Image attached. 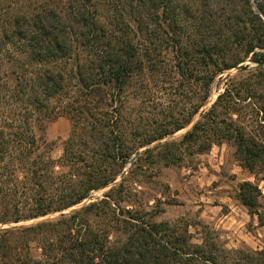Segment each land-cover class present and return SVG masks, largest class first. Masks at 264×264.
I'll return each instance as SVG.
<instances>
[{
    "label": "trees",
    "instance_id": "obj_1",
    "mask_svg": "<svg viewBox=\"0 0 264 264\" xmlns=\"http://www.w3.org/2000/svg\"><path fill=\"white\" fill-rule=\"evenodd\" d=\"M67 4L10 18L0 33V87L16 102L14 115L0 118V224L61 212L107 187L139 147L191 123L217 77L241 64L192 129L162 146L160 159L171 165L182 145L195 155L226 142L240 166L264 181V0H228L208 17L177 0ZM167 75L177 78L179 95L188 89L192 109L147 128L156 122L145 115L150 81ZM134 86L142 107L131 120L124 110ZM61 112L73 130L53 160L45 123ZM125 182L69 215L0 229V264H264V249L226 250L211 237L195 242L188 226L121 207ZM237 199L264 226L259 184L240 183ZM46 232L54 237H40L42 259L24 252L29 238Z\"/></svg>",
    "mask_w": 264,
    "mask_h": 264
},
{
    "label": "rangeland",
    "instance_id": "obj_2",
    "mask_svg": "<svg viewBox=\"0 0 264 264\" xmlns=\"http://www.w3.org/2000/svg\"><path fill=\"white\" fill-rule=\"evenodd\" d=\"M177 1L188 4L193 10L203 9L202 14L207 17L211 13L210 9H215L214 13H216L223 11L228 5L225 4L228 0ZM67 2L68 0H0V33L8 31L7 23L10 18L35 14L47 5L64 11L68 7ZM241 65L217 77L209 100L184 129L139 147L135 151V153L140 151L139 156L131 163L135 153L132 155L122 173L113 183L93 191L90 197L71 208L19 223L0 224V229L15 230L30 227L55 220L61 214L69 215L103 198L106 192L118 186L126 178L127 200L121 202V207L145 211L149 214L147 218L154 222H166L173 227L188 226L195 242L201 241L204 237H211L226 250L264 249V226H261L257 216L251 215L237 199L239 184L244 181L258 183L264 196V181H257L253 175L240 166L233 145L226 142L221 143L214 145L206 153L195 155L190 154L191 150H187L182 145L181 151L176 153L177 156L182 157L180 160L166 165L160 159L163 152L162 146L172 141L178 143L182 136L192 129L203 113L216 101L218 95L224 91L225 81L238 74ZM167 77L169 76H160L150 81V94L146 97L147 103L144 104L145 115L152 121L155 119L156 122L155 125L149 123L147 128L155 127L156 123L162 122L168 125L170 115L188 114L192 109V99L189 94L187 95L188 89L185 90L186 93L183 96L179 95V91H176L177 78L171 80ZM136 86L130 89L129 102L124 110L125 115L131 120L136 119L142 107L136 100L138 91ZM7 96H10V93L0 87V118L9 120L14 115L16 102L12 100V97ZM134 126L131 127L134 128ZM72 130L73 123L69 115L64 112L46 121L43 139L45 145H49L46 149L47 157L57 160L63 154L65 142ZM44 235L50 236L52 233L46 232L29 238V246H24V252H27L29 247L35 259H42L40 237ZM20 236H22L21 233L16 232V237Z\"/></svg>",
    "mask_w": 264,
    "mask_h": 264
},
{
    "label": "water",
    "instance_id": "obj_3",
    "mask_svg": "<svg viewBox=\"0 0 264 264\" xmlns=\"http://www.w3.org/2000/svg\"><path fill=\"white\" fill-rule=\"evenodd\" d=\"M236 69L239 68V66L235 67ZM140 151H137L134 155V157L131 159V163L135 161V159L139 156ZM125 174V173H124ZM123 176V175H122Z\"/></svg>",
    "mask_w": 264,
    "mask_h": 264
}]
</instances>
